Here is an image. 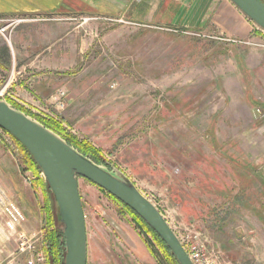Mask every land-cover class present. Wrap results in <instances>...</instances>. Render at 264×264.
Listing matches in <instances>:
<instances>
[{
  "label": "rangeland",
  "instance_id": "374dc122",
  "mask_svg": "<svg viewBox=\"0 0 264 264\" xmlns=\"http://www.w3.org/2000/svg\"><path fill=\"white\" fill-rule=\"evenodd\" d=\"M50 3L56 10L0 15V101L90 148L180 243L196 237L219 264H264V31L240 12L239 36L228 18L222 31L185 28L164 1L154 8L159 0ZM26 161L0 129V189L23 219L0 203V264L31 259L22 236L44 257L35 264H48L43 202L52 203ZM78 189L87 264H165L128 209L80 177Z\"/></svg>",
  "mask_w": 264,
  "mask_h": 264
},
{
  "label": "water",
  "instance_id": "95a60500",
  "mask_svg": "<svg viewBox=\"0 0 264 264\" xmlns=\"http://www.w3.org/2000/svg\"><path fill=\"white\" fill-rule=\"evenodd\" d=\"M229 1L264 31V4L260 0ZM0 129L30 154L52 193L65 243L64 264H87V234L78 189L79 177L138 215L163 241L178 264H192L158 209L122 174L112 175L103 170L60 137L3 101H0Z\"/></svg>",
  "mask_w": 264,
  "mask_h": 264
},
{
  "label": "crops",
  "instance_id": "0c3cea01",
  "mask_svg": "<svg viewBox=\"0 0 264 264\" xmlns=\"http://www.w3.org/2000/svg\"><path fill=\"white\" fill-rule=\"evenodd\" d=\"M61 1L63 2L64 0ZM161 1H164V3L161 4V10L163 13H167L172 17V23L175 25H180L189 29H197L198 31H206L209 30V28L220 30V28H225V26H222L221 20L228 18L237 22V24H233V28H229L228 32L234 37L242 33L241 14L228 0H159V3L154 5L155 9L159 6ZM49 4H51L50 0L42 4H33V2L31 4L20 0H0V15L25 12H27V14H32L38 11H49L51 9ZM51 5L54 6L53 3ZM61 5L62 4H59L57 9L64 10V8H60ZM54 10H56V5L52 7L49 12ZM137 12H142L141 14H143L145 10L144 8H138ZM7 178L11 183L13 182L14 185L16 184V177L14 174L11 173ZM14 187L15 186H13V190ZM15 189L17 191V188Z\"/></svg>",
  "mask_w": 264,
  "mask_h": 264
},
{
  "label": "trees",
  "instance_id": "16d2710c",
  "mask_svg": "<svg viewBox=\"0 0 264 264\" xmlns=\"http://www.w3.org/2000/svg\"><path fill=\"white\" fill-rule=\"evenodd\" d=\"M264 4V0H260ZM17 111V110H16ZM18 112V111H17ZM38 123L51 131L53 134L60 136V130L57 125H55L50 120H38ZM12 137V136H11ZM61 137V136H60ZM13 138V137H12ZM72 149H75L77 152H79L84 157L90 159L93 163H95L97 166H100L98 164V161H96L95 153L92 152L90 148L87 146H81L78 145L75 141L62 138ZM13 140L19 145L24 152V155L26 157V163L27 166L29 165V170H32L36 173H41L38 166L35 164L34 160L30 156V154L25 150V148L14 138ZM42 181V180H41ZM46 195H49L50 197V203L49 205L48 200L45 199L44 206H43V213H44V221H45V239H44V247L43 251L45 253L46 259L48 264H64V254H65V243L62 230L60 228V222L59 218L57 216L55 203L52 197V193L49 190V187L46 182H44V189ZM111 196V195H109ZM112 197V196H111ZM113 200H116L114 197H112ZM119 202L118 200H116ZM121 205L123 203L119 202ZM54 204V207H53ZM132 215L137 219L138 223L141 224V226L156 240L160 247V251L162 253L163 259L165 261V264H178L176 259L172 256L169 249L166 247V245L163 243V241L158 237V235L133 211H131L128 207L123 205ZM54 208V209H53Z\"/></svg>",
  "mask_w": 264,
  "mask_h": 264
},
{
  "label": "built area",
  "instance_id": "2783aa9c",
  "mask_svg": "<svg viewBox=\"0 0 264 264\" xmlns=\"http://www.w3.org/2000/svg\"><path fill=\"white\" fill-rule=\"evenodd\" d=\"M141 1V0H140ZM38 177L43 178L42 174ZM35 180V177H27L25 183L31 185V183ZM0 203L6 207L11 218H13L14 222L20 223L22 219L21 214L14 208L11 203V199L0 189ZM34 239V238H33ZM33 239H29L26 236H22L21 243L19 246V252L28 254L31 259L27 262V264H35L44 262V257L42 254L38 253L35 248V241ZM185 243L182 241L181 245L187 253L190 262L192 264H219L210 254H208L205 245L199 241L196 237H194V241L188 245H184Z\"/></svg>",
  "mask_w": 264,
  "mask_h": 264
}]
</instances>
